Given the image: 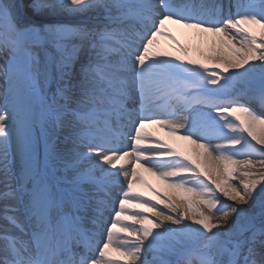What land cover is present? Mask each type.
Instances as JSON below:
<instances>
[{"label":"snow or ice","instance_id":"obj_1","mask_svg":"<svg viewBox=\"0 0 264 264\" xmlns=\"http://www.w3.org/2000/svg\"><path fill=\"white\" fill-rule=\"evenodd\" d=\"M0 59V264H264V0H0Z\"/></svg>","mask_w":264,"mask_h":264},{"label":"bare ground","instance_id":"obj_2","mask_svg":"<svg viewBox=\"0 0 264 264\" xmlns=\"http://www.w3.org/2000/svg\"><path fill=\"white\" fill-rule=\"evenodd\" d=\"M66 20H73L76 22V19L73 18V17H67ZM170 29H172L174 32H176L181 38H182V44L183 46H186L187 48H189L193 55H196L197 57H199L200 59L202 58L201 56V51H205L209 49L210 47V43L209 41H205V42H201L200 40H196L194 39L195 38V34L194 33H190V32H187L185 31V29L177 26V25H169L168 26ZM159 43V41H158ZM191 51H190V54H191ZM0 64H3V60L0 59ZM1 78V76H0ZM0 82H1V79H0ZM258 105V108L256 109L257 111H264V109L262 110L260 108V104H257ZM155 126H152V127H149V128H146V131H150V132H154L156 133L157 135H160V132L156 129H154ZM176 141V145L180 146V147H183V148H187L186 146H189V148L187 149H194L195 146L194 145H187L186 142H183V141ZM4 222L2 220H0V224H3Z\"/></svg>","mask_w":264,"mask_h":264},{"label":"rangeland","instance_id":"obj_3","mask_svg":"<svg viewBox=\"0 0 264 264\" xmlns=\"http://www.w3.org/2000/svg\"><path fill=\"white\" fill-rule=\"evenodd\" d=\"M69 22H70V23H75V21H73V20H69ZM185 31L189 32V30H187V29H185ZM170 32L176 37V39L179 41V43H180L181 45H183V44H182V41H181L182 38H181L176 32H174V31H170ZM194 39H196V40H200L199 37H198L196 34H195V38H194ZM200 41H201V40H200ZM209 43H210V42H209ZM159 47H160L162 50H165V51H171V52H173L174 54H182V53H179V50H178V48H177V45L173 44L172 41L166 40V39H164V38H159ZM184 47H186V46H184ZM186 48H187V47H186ZM206 51H207V50H206ZM191 55H192L194 58L200 59V58L197 57L196 55H193L192 51H191ZM52 87L54 88V85H52ZM247 88L250 89V87H246L245 89H247ZM245 89H244V90H245ZM1 98H2V97H1ZM1 98H0V99H1ZM1 104H2V103H1ZM163 132H164V139H165L166 141H168L169 143H172L174 147L180 148L181 150H186L187 148H189V146H186L187 148H183V147H180V146L176 145V141H175L172 137H170L166 131L163 130ZM38 152H39V154H40V158L43 159V145H42V143H41V145L39 146V150H38ZM190 154H192V153L190 152ZM144 176H145V179L148 181V183L151 184L153 187L162 188V186L160 185V183H159L154 177L150 176V175L147 174V173H145ZM136 190H137V191H142V192H144L145 195H149V194H150V193L148 192V189H147L145 186L140 185V184L137 185ZM222 199H223V198H222ZM225 202H226V201H225ZM165 211H167V210H165Z\"/></svg>","mask_w":264,"mask_h":264}]
</instances>
